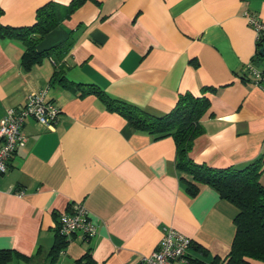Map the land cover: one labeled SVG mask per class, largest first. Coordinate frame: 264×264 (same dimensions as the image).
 I'll use <instances>...</instances> for the list:
<instances>
[{
	"label": "crops",
	"instance_id": "obj_1",
	"mask_svg": "<svg viewBox=\"0 0 264 264\" xmlns=\"http://www.w3.org/2000/svg\"><path fill=\"white\" fill-rule=\"evenodd\" d=\"M48 1L71 0H0V23L30 25ZM248 14L264 20V0H87L37 46L48 49L76 31L62 61L64 83L51 82V58L24 67L22 44L0 37V120L44 88L60 108L52 128L25 120L26 143L0 175V249L20 255L7 264H49L59 214L74 202L85 206L96 232L72 234L55 264H142L163 225L207 252L192 247L190 260L227 257L236 208L208 185L190 195L171 136L136 130L78 87L94 84L157 115L172 110L180 94L212 87L190 157L243 168L264 155V91L244 71L256 53ZM255 62L264 64V55Z\"/></svg>",
	"mask_w": 264,
	"mask_h": 264
},
{
	"label": "trees",
	"instance_id": "obj_2",
	"mask_svg": "<svg viewBox=\"0 0 264 264\" xmlns=\"http://www.w3.org/2000/svg\"><path fill=\"white\" fill-rule=\"evenodd\" d=\"M87 0H71L68 5H60L48 1L36 9L35 21L30 25L11 26L0 23V37H10L23 46L21 63L29 67L45 56L51 58L55 70L52 83L66 82L63 58L75 40L74 32L63 42L39 51L37 46L41 39L55 29L60 22L68 18ZM3 9L0 7V16ZM264 42H256L255 57H259V48ZM212 87H203L200 95L190 92L180 94L175 106L168 113L157 115L132 103L108 95L94 84L78 87L81 97L96 96L106 109L119 114L136 130L145 132L154 139L171 136L176 145L175 166L182 173V181L190 195H196L200 187L208 185L231 203L237 210L233 223L235 234L231 249L226 258L214 257L208 264H255L264 263V185L260 175L264 169V155L248 163L243 168H216L205 163H198L190 157L194 139L204 132L202 117L209 110V97ZM51 101H53L51 99ZM68 239L55 229V239L49 250V264H55L61 251L66 247ZM204 255L207 253L198 246H193ZM14 254L10 249H0V264H7ZM87 256L84 255V258ZM22 257V256H21ZM24 258V257H23ZM30 260V258L25 257ZM192 264H205L198 260H190Z\"/></svg>",
	"mask_w": 264,
	"mask_h": 264
},
{
	"label": "built area",
	"instance_id": "obj_3",
	"mask_svg": "<svg viewBox=\"0 0 264 264\" xmlns=\"http://www.w3.org/2000/svg\"><path fill=\"white\" fill-rule=\"evenodd\" d=\"M246 22L254 31L256 42H264V20L255 14H248ZM244 71L252 83L264 91V67L258 68L257 63L251 59L244 65ZM59 115L60 108L51 101L48 88L29 94L23 104L5 110L0 120V175L7 171L14 152L26 143L27 136L22 130L25 120L31 118L52 128L58 122ZM16 194H21V191H16ZM58 219V232L67 239L77 232L84 238H90L96 232L89 212L82 203L69 204L68 210L60 213ZM161 232L157 247L143 257L142 264H188L193 240L171 226L163 225Z\"/></svg>",
	"mask_w": 264,
	"mask_h": 264
},
{
	"label": "water",
	"instance_id": "obj_4",
	"mask_svg": "<svg viewBox=\"0 0 264 264\" xmlns=\"http://www.w3.org/2000/svg\"><path fill=\"white\" fill-rule=\"evenodd\" d=\"M259 53H260L261 55H264V46H262V47L259 49Z\"/></svg>",
	"mask_w": 264,
	"mask_h": 264
},
{
	"label": "rangeland",
	"instance_id": "obj_5",
	"mask_svg": "<svg viewBox=\"0 0 264 264\" xmlns=\"http://www.w3.org/2000/svg\"><path fill=\"white\" fill-rule=\"evenodd\" d=\"M262 66H264V64H260V65H258V68H262Z\"/></svg>",
	"mask_w": 264,
	"mask_h": 264
}]
</instances>
